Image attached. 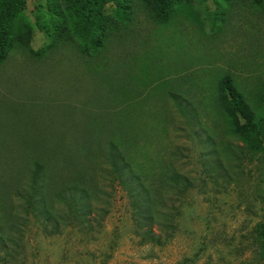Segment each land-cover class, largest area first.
Masks as SVG:
<instances>
[{
	"label": "rangeland",
	"instance_id": "obj_1",
	"mask_svg": "<svg viewBox=\"0 0 264 264\" xmlns=\"http://www.w3.org/2000/svg\"><path fill=\"white\" fill-rule=\"evenodd\" d=\"M100 11L107 36L93 39L103 47L63 0H25L13 20L0 55V264H264V158L248 152L216 103L224 76L253 109L259 103L264 0H169L161 20L127 0ZM73 24L81 36L58 41ZM28 30V45L19 44ZM109 141L129 149L147 180L176 168L191 181L181 196H164L176 226L166 235L153 223L159 243L134 234L131 196L101 158ZM39 153L56 181L73 173L64 161L80 156L76 169L94 193L83 202L89 214L66 219L58 200L54 222L32 207Z\"/></svg>",
	"mask_w": 264,
	"mask_h": 264
},
{
	"label": "trees",
	"instance_id": "obj_2",
	"mask_svg": "<svg viewBox=\"0 0 264 264\" xmlns=\"http://www.w3.org/2000/svg\"><path fill=\"white\" fill-rule=\"evenodd\" d=\"M108 0H63L65 11L71 13L72 18H84L87 21L85 26L87 35L94 46H104L102 40H95L93 36L95 32L101 31L103 36H107L105 27L102 26L101 8ZM259 2L260 0H253ZM25 0H0V55L3 52L9 36L12 35L13 20L19 17L23 11ZM127 2H139L146 7L151 16L156 20L166 19V11L168 9L169 0H127ZM125 11L119 9V14L124 15ZM100 21V22H99ZM76 21L73 20V23ZM69 30L65 28L58 34V41L70 39L76 32L81 36L79 28L73 24ZM73 31V32H72ZM73 34H72V33ZM31 37V32L28 30L25 34H18L16 41L22 45H28ZM95 47V48H96ZM216 103L220 110L225 114L232 127V132L247 146L248 152L252 156L264 158V92L259 96V103L253 109L243 99L242 95L234 88L229 76L222 77L217 84ZM252 108V109H251ZM116 136V135H115ZM121 143L109 141L106 144V153L101 156L104 162L111 165L112 171H115V180H118L127 188L131 196V207L134 209L135 230L134 234L140 239L150 240L155 243L161 241V235L155 234L152 230V224L157 223L159 233L169 235L175 228L173 223L174 208H165V195L175 194L178 197L185 193L191 187L190 179L181 174L178 169L172 168L168 173L159 172L157 175L151 176L149 180L145 179L136 170L130 160V153L127 147L120 145ZM85 145H81L80 151L84 152L81 155L84 159L91 157V152H87ZM103 152V149L100 148ZM39 152H41L39 150ZM86 152V153H85ZM41 153L37 155L31 172V183L29 184V196L35 199L31 202L34 209L40 210V215L47 219H53L57 222L62 218L61 214H54V205L56 201L65 202L67 210L70 212L64 214L67 218L74 217L79 219L91 212L90 208L84 211L85 199L91 198L93 195L91 188L86 186L83 173L84 168H77L75 157L71 160H65L64 165L68 164L71 172L70 178L64 179V176L59 181H56L52 175L48 173V169L42 162ZM52 161L58 157V152L51 151L47 154ZM69 159V157L67 158ZM158 180L160 186L155 189L154 181ZM158 191L159 198L153 196L154 191ZM96 189L93 190L95 192ZM30 199V198H29ZM87 207V206H86ZM97 210V209H96ZM258 238L261 241V253L264 257V220L258 227Z\"/></svg>",
	"mask_w": 264,
	"mask_h": 264
}]
</instances>
